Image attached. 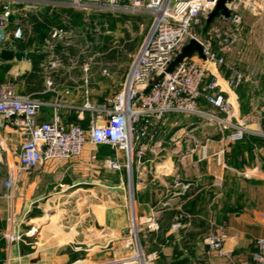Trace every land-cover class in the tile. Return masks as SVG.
Wrapping results in <instances>:
<instances>
[{"label": "built area", "instance_id": "obj_1", "mask_svg": "<svg viewBox=\"0 0 264 264\" xmlns=\"http://www.w3.org/2000/svg\"><path fill=\"white\" fill-rule=\"evenodd\" d=\"M217 0H0V50H18V40L33 38L28 50L38 57V65L44 70L45 84L53 89L55 78L60 74L76 81L74 75L81 72L82 81L87 85L92 75L93 65L100 66V72L110 76V64L100 60L103 50L113 47L103 44L100 50H94L92 41H76L87 34H105L109 30L98 29L90 14L96 11L141 14L150 17V25L142 42L132 56L127 72L119 83L120 88L104 96L102 101H92L87 88L84 89L82 109L89 114L88 127L77 122H66L61 118L59 109L62 99L53 101L52 116L49 120L39 121L38 115L44 101L29 94L17 92L12 82L0 84V119L13 125L21 139L17 163L9 164L4 185L12 187L20 174L29 173L40 166H55L58 162L77 160L83 156L87 146L108 145L114 149V157H107L103 166L112 170L125 167L131 177L133 155L140 158L143 149L135 147L144 137H152L149 127H158L162 118L169 113L197 115L213 121L222 135L219 147L213 153L218 162L222 160L227 146L243 138L245 134L259 136L264 142V129L258 124L248 127L246 122L236 119L229 99L222 93L217 77L209 69V64H226L229 69L227 84L237 88L242 82L257 73L251 67L243 73L236 61L227 63L225 54L229 44L235 41V30L227 27L220 33L222 47L214 50L208 43L193 33L194 28L206 20L208 13ZM57 4L66 7L78 16L77 28L71 30L63 25L47 26L35 31V25L44 23L41 9L45 4ZM229 17H223L238 24L241 16L237 12L238 3H227ZM13 16L9 20V16ZM68 19L70 17L68 16ZM40 35V37H39ZM197 39L202 45L205 59L193 53L185 57L170 72H164L168 63L181 47L190 39ZM129 55V53H128ZM164 73L155 81L154 78ZM210 73V74H209ZM77 75V74H76ZM203 99L214 111L203 110L199 101ZM264 110V107H262ZM221 113L223 115H221ZM0 126L2 122L0 121ZM225 130H231L224 134ZM0 137V144H2ZM125 155L126 163L119 159ZM88 162L96 160L95 152L88 154ZM264 167V164H263ZM186 189L190 183L175 182ZM8 199L6 226L3 237L10 241L22 240V236L13 231L15 208L13 194ZM180 217V216H179ZM183 222L175 218L170 231L178 232ZM34 225L31 226L34 229ZM157 228V223H155ZM226 237V228L221 225L208 231L203 242L209 250L216 251L226 259V264H250L248 260L236 261L232 253L222 250ZM252 264H264V236L256 239ZM154 252L145 255L137 247L133 252L118 259L102 264H153ZM191 264H203L194 260Z\"/></svg>", "mask_w": 264, "mask_h": 264}, {"label": "crops", "instance_id": "obj_2", "mask_svg": "<svg viewBox=\"0 0 264 264\" xmlns=\"http://www.w3.org/2000/svg\"><path fill=\"white\" fill-rule=\"evenodd\" d=\"M50 7L59 8L63 12H71L66 7L49 3L43 6L44 14ZM40 33L38 31V34ZM35 37L38 38V35ZM35 37L33 38L35 39ZM33 38L29 39L28 35L24 41L18 40V50H28L29 45L32 43L29 40ZM21 45L23 48L19 49ZM103 51L105 53L102 54L100 60L108 64L114 63L105 61L103 56L108 50ZM235 61L239 69V62ZM32 66L33 59L31 55L28 59L23 58L21 60L15 58L4 60L0 58V84L10 81L14 84L17 92L29 94L44 101L45 104L41 107L38 115L39 121L49 120L53 111L51 103L57 99H62L63 105L59 109L61 118L66 122H77L83 127H88L89 114L82 109L84 89H88L92 101H102L104 96L99 94L101 88L106 85L104 91L107 95H111L118 90V85L122 80V78L114 79L112 73L110 76H105L98 68H93L87 85H84L82 81L84 76L77 71V75H74L76 81L67 79L60 74L54 77L53 89H48L45 84L44 70L39 66L42 71L41 88L27 93L25 92V82L22 75L25 71H30ZM208 67L217 77L222 93L231 102L236 119L246 122L248 127L255 128L258 124L261 126L264 110L262 107H260V112L255 109L256 94L254 91L245 90V88L253 86L251 77L254 78V75H251L248 80L242 82L234 89L226 82L229 73L226 64H209ZM251 67L255 66H248L244 73H248ZM126 72L127 70L124 75ZM114 86L116 90L112 91L111 88ZM199 107L203 110L214 111L203 99H200ZM170 114L180 113L166 114L159 122L157 128L149 127L150 133L154 131L153 136L144 137L135 147V150L143 149L144 153L140 158H136L131 166L132 179L130 174L129 177L130 181L133 182L132 185H134L132 191L124 189L125 182L122 175L120 180L115 181V183L111 182L115 190H110L109 197L118 199L120 200L119 202L101 205L90 201L83 208V212L78 215L61 209L55 213L41 211L38 216L34 217H29L31 209L38 206L39 200L52 194L38 190L40 188L39 178L37 175H30L32 171L20 174L12 187L4 185L3 180L7 177L9 164L17 163L21 139L13 125L0 119L2 122L0 137L3 142L0 144V264H65L70 261L71 256H78L72 250L59 251V248L63 247V245H69V243H73L75 247L85 251H92L95 247H108V249L112 250L110 253H113V258L107 259L105 257L106 259H101L96 257L93 261L95 264H102L108 260L120 258L117 257V254H123V251H118L117 249L116 252L114 247L116 244L121 245V242L117 241L119 240L118 236L123 231H126L129 225L124 199L130 195L132 198H138L137 205L142 214L148 213L150 215L151 210L154 209L163 215L157 224V228H154V232L151 234L149 241H147L150 246L159 247V252L160 249L162 250L169 246L177 247V250L191 248L190 254H179L176 260L179 262H175L172 258L170 259L171 256L169 255H165L163 262L169 264H191L192 261L199 260L203 264H226V259L223 256H220L216 251L209 250L203 242V236L208 231L223 225L226 228V237L223 241L222 250L232 253L233 258L237 262L248 260L252 264L251 256L256 249V239L264 236V142L257 135L245 134L242 139L230 142L222 160L220 159L217 162L218 160L213 153L219 147V138L222 133L218 131L214 123L207 118L191 115L198 118L199 121L191 126L184 124L180 127H176L177 122L174 121L170 123L173 128L165 132L162 128V123L165 117ZM221 115L223 114L221 113ZM262 129L264 128L262 127ZM229 131L231 130H225L224 134ZM166 144L171 148V156L179 151H181V155L175 158L158 159L157 156L159 155L160 157L159 153H161L162 148ZM234 152L237 159L232 158ZM81 159L74 164L75 169L81 172L83 177L92 176L93 172L90 168L92 166L86 158ZM71 162H58L55 166H40L35 170L46 173L54 172L57 169L67 167ZM115 171L121 172L122 169ZM214 171L220 173L224 184L227 182L228 174H232L234 179L243 185L237 192L238 203H234L232 208L224 207V204L223 207H219L217 203V205H213L211 195L216 193V191L212 188L213 178L210 176ZM175 182L190 183V186L184 189L181 185H175ZM80 183L90 182L82 181ZM226 187L227 185H225V189ZM78 189L82 188L79 187L76 190ZM226 191L221 190L216 196H223ZM8 193L13 194L15 208L13 231L22 236L21 241L13 240L9 242L3 237L8 216V199L6 197ZM34 194L36 195L35 197H33ZM205 194L208 199L204 200L203 198L202 200V196ZM88 195L91 197V194ZM55 198L56 196L48 197L47 204H50V201L55 200ZM80 198L83 199V196ZM199 198L201 199L198 205L201 204V201L205 202L202 212L201 208L195 209L193 207L197 205ZM21 200H25L23 208H21ZM188 201L192 204L191 208H188L187 213L182 212V205ZM160 204L162 205L160 206ZM214 207L216 210L213 213ZM171 210L178 211L177 214L184 218L182 221L184 226L178 232L170 231V225L175 219L171 218L164 236L171 234L172 238L166 239L165 243L162 244L158 242V238L165 231L163 229L166 223L164 215ZM213 217L214 219L219 217V221L216 222L217 224L214 228H211ZM42 218L48 222L42 224L43 221H41V226L37 225V227L32 229L33 223L40 221ZM144 219L146 217L141 215L140 224L145 225ZM193 221L196 223H193ZM140 228L142 230L145 227L141 226ZM182 230L184 232L191 230L198 233L195 237L188 239V237L184 238L180 234ZM183 241H185V244H182ZM153 252L154 250L150 251V253ZM159 257L157 256V258ZM78 260L79 256L72 263H76Z\"/></svg>", "mask_w": 264, "mask_h": 264}, {"label": "rangeland", "instance_id": "obj_3", "mask_svg": "<svg viewBox=\"0 0 264 264\" xmlns=\"http://www.w3.org/2000/svg\"><path fill=\"white\" fill-rule=\"evenodd\" d=\"M236 2L238 3L237 12L241 16V20L238 24H234L231 21L224 19L222 16H216L209 24H206V20L203 21L199 26L194 28L193 33L208 43L212 49L216 50L223 46L219 34L223 33L228 26L235 30V41L229 44V49L226 52L225 57L227 61L234 59L237 60L239 62V69L243 73L248 66L254 65L257 68V73L254 75V78L251 77L253 80V86L247 87L245 90L254 91L256 94V99L254 101L256 104L255 109L260 112V107H264V0H236ZM44 11L45 10L42 8L40 11L42 15L44 14ZM74 14L77 13L73 12L72 10L71 12H63L59 8L50 7L43 16L44 23L47 25L39 23V25H35V31H42L46 29L47 26L52 25H63L71 30H75V28H77L76 25L78 16ZM68 16L70 19H68ZM90 17L93 21H96L98 29L109 31L105 34H87L86 37H82L76 41H80L83 44L85 41H92V43L97 41V44L93 45L95 47L93 48L94 50H100L101 47L104 46L103 44H108L107 46L116 47L118 50H122L123 55H118V60L116 63H111L109 68L114 79H123L124 72L128 69V65L133 54L139 47L144 35L149 28L150 17L141 14L122 13L119 11H96L90 14ZM93 68L100 69V66L93 65ZM118 88H120L119 85ZM105 89L106 85H104V87H102L101 91L99 92L101 96H107L104 91ZM111 90L115 91V86L112 87ZM174 121L177 122L176 127H180L184 124L191 126L192 124H195L197 121H199V119L194 116L185 115L182 113L175 115L170 114L165 117L164 122L162 123L163 130L168 132L170 128L172 129L173 127H171L170 123ZM210 122L213 123V121ZM90 152H95L96 154V160H90L89 162V164L92 166L90 168L93 174L92 176L89 175L83 177L82 173L75 169L74 164H76L79 159L82 160L81 158H86V160H88V154ZM180 152L181 151H179L177 154L174 153L171 156V148L168 144H166L164 148H162L161 153H159L160 157L158 155L157 158H175L181 155ZM114 153V149L108 145L88 146L85 155L83 154V156L77 160H72V162L68 164L67 167L57 169L54 172L49 173L41 172L40 170L32 171L30 175H37L39 178L40 188L38 190L46 193L49 192L52 194L50 196H56L55 200L50 201V204H47V199L50 196H45L44 199L38 201L39 204L36 209L42 212L46 211L48 213H55L56 211L63 209L65 212L78 215L83 212V208L86 207L90 201L101 205L115 204L119 202L120 200L109 197L110 190H115L111 185V182L113 181L115 183V181L120 180V176L122 175L125 182L124 189L126 191L129 190L131 192L132 188H134V185H132L133 182L130 181L129 173L125 167L121 168V172H117L103 166L104 160L107 157H114ZM136 158L138 157L134 154L132 163ZM232 158L237 159L235 152L232 154ZM119 160L125 164V155L121 154V158ZM210 177L213 178L212 188H214V191H216V193L211 195L214 206L217 203L219 207H223L224 204V207L232 208L234 203H238L237 192L238 189L243 187L242 183H238L232 174H228L227 182L224 184V181L218 171H214ZM82 181L90 183H80ZM225 185H227V191L225 189ZM79 187L82 189L76 190ZM221 190H225L226 193L223 196H216V194H218ZM58 191H60L59 194H57ZM73 191L75 192L71 195H68ZM88 194H91V197ZM35 196L36 195L34 194L33 197ZM82 196L83 199H79V197ZM207 197L208 196L205 194L202 196V200L203 198L204 200H207ZM200 199L201 198L197 200V205L193 207L195 209L198 207L199 209L201 208L200 210L202 212L205 202L203 203L201 201V204L198 205ZM138 201V198H132L131 195L124 199L129 217V225L126 231H123L118 236L119 240L117 241H120L121 245L116 244L114 250L116 252L117 249L118 251H123V254H117V257L126 256L133 252L137 247H139L145 255L150 254V251L154 250V256L152 257L153 264H169L162 261L165 255H169L171 256L170 259L172 258L175 260V262H179L176 261L179 254H190L191 248L177 250V247L174 248L169 246L167 248H163L162 250L160 249L159 253V247L150 246L149 242L147 241H149L151 234L154 232L153 230H155V223L158 224L163 215L160 212H156L154 209L151 210L150 215H148V213L145 215L142 214L138 209ZM24 202L25 200H21V208L25 206ZM151 202L153 201L151 200ZM161 205L162 204H160V206ZM191 205L192 204L189 203V201L186 202V204H183L182 212L187 213V210L188 208H191ZM215 210L216 208L214 207L213 213ZM141 215L146 217V219H144L146 222L145 225L140 224ZM41 221H43L42 224H46L48 222L42 218L40 221L33 223V225L35 227H37V225L41 226ZM217 221H219V217L213 220L211 223V228L216 226ZM141 226H144L145 228L141 230ZM66 249L72 250L79 256V260L76 263L69 264H95L93 261L96 259V257H100L101 259H109L114 257L112 256L113 253H110L112 250L108 249V247H95L92 251H85L84 249L75 247L73 243H69V245H63V247L59 248V251ZM157 256L160 257L157 258ZM65 264H68V262Z\"/></svg>", "mask_w": 264, "mask_h": 264}, {"label": "trees", "instance_id": "obj_4", "mask_svg": "<svg viewBox=\"0 0 264 264\" xmlns=\"http://www.w3.org/2000/svg\"><path fill=\"white\" fill-rule=\"evenodd\" d=\"M22 48H23V46L21 45L19 47V49H22ZM120 54L123 55L122 50H118L116 47H113L103 57H104L105 61H107V62L116 63V61L118 60V55H120ZM31 57L33 59V66H32L30 71H25L22 75V78L24 79V82H25V92H27V93H29V91L39 90V88H41L40 83L42 80V77H41L42 71L38 65L39 57L34 52H32ZM261 126L264 128V116L261 120ZM40 213H41V211H39L35 207H33L31 209V211L29 212V217L38 216ZM177 213H178V211L171 210V211H168L166 215H164V218L166 219V223L164 226L163 225H161V226L164 227L163 229L165 231H163L162 236L160 238H158L159 243L163 244V243H165L166 239L172 238L171 234L167 235L166 237L164 236V232L167 231L169 224H170L169 220H171V218H179L181 221L184 220V218L181 216L179 217V215ZM193 223H196V222L193 221ZM158 227H159V225H158ZM197 233L198 232H194L191 230L186 231V232H184L182 230L180 234H182V236L184 238L188 237V239H191V238L195 237L197 235ZM182 244H185V241H183ZM65 251H70V250L66 249ZM77 257L78 256H71L70 261L68 263H72V261H75L77 259Z\"/></svg>", "mask_w": 264, "mask_h": 264}, {"label": "water", "instance_id": "obj_5", "mask_svg": "<svg viewBox=\"0 0 264 264\" xmlns=\"http://www.w3.org/2000/svg\"><path fill=\"white\" fill-rule=\"evenodd\" d=\"M232 0H217L214 7L210 10V12L207 15L206 18V24H209L214 17L216 16H223V17H229L230 16V10L227 6L228 2H231ZM13 16H9V20H12ZM193 53H197L198 56L202 59H205V56L202 51V45L201 43L195 39L190 38L182 47L181 49L176 53L174 58L168 63L166 69L164 72H170L178 63H180L185 57H190ZM30 56V52H24V51H13L10 49H1L0 50V58L4 60H11L13 58L17 60L21 59H28ZM164 73H161L157 75L153 81L160 79Z\"/></svg>", "mask_w": 264, "mask_h": 264}]
</instances>
